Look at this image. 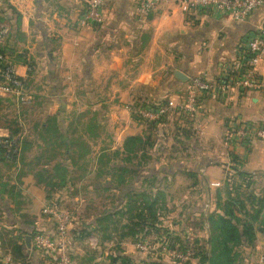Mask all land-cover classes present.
<instances>
[{
	"label": "crops",
	"instance_id": "0c3cea01",
	"mask_svg": "<svg viewBox=\"0 0 264 264\" xmlns=\"http://www.w3.org/2000/svg\"><path fill=\"white\" fill-rule=\"evenodd\" d=\"M170 1L144 20L137 16V0H106L105 23L82 27L84 0H0V21L11 30L4 54L34 97L29 107L18 106L13 99H9L13 104L0 100L5 115L17 108L15 120L20 127H27L24 119L30 123L28 150L33 147L22 167L13 168L0 155V209H7L8 217L18 216L12 225L24 238L23 248L13 249L16 242L12 249L0 243V259L48 264L47 255L26 246V237L35 233L56 237L54 221L42 213L52 204L48 193L61 184L74 185L75 192H99L105 183L89 190L74 178L81 161H90L91 176L99 175V162L104 159L109 161L108 173L115 176L121 171L117 175L124 176L129 168L115 165L114 160L124 163L130 158L125 142L146 136L178 146L175 156L163 149L155 154L157 160L173 161L171 169L161 167L155 173L171 180L169 189L174 181L182 183L181 207L188 209L172 222L171 232L189 235L188 241L196 243L194 252L200 247L210 256L219 250L213 249L212 238L221 226L235 225L243 235L241 227L250 225L251 242L228 243L226 251L238 257L236 264H256L264 257V141L253 134L247 140L233 134L238 122L264 125V92L234 90L206 98L199 106L195 129L189 131L158 123L168 131L152 132L131 111L139 105L166 106L178 100L191 78L202 74L214 78L223 68L237 64L242 46L258 36L264 25V6L247 21L235 22L214 11L192 13ZM177 73L188 80L180 81ZM258 75L264 81V59ZM5 121L0 119V137H14ZM47 158L51 161L47 172L37 171ZM131 172H137L133 181L105 185L107 191L123 196L119 209L128 192L143 190L147 173ZM27 200L32 203L26 204ZM100 220L96 217L89 223L91 237L97 240L102 237ZM116 233L109 244L116 238V248L134 258L138 241ZM78 240L74 237L67 244L73 263L83 264L86 257Z\"/></svg>",
	"mask_w": 264,
	"mask_h": 264
},
{
	"label": "rangeland",
	"instance_id": "374dc122",
	"mask_svg": "<svg viewBox=\"0 0 264 264\" xmlns=\"http://www.w3.org/2000/svg\"><path fill=\"white\" fill-rule=\"evenodd\" d=\"M3 99H10V98H3ZM2 100V99H0ZM178 100L174 101L175 103ZM10 104H13L11 100H9ZM18 105V104H17ZM3 110V109H2ZM0 107V119L6 118V126L10 129V131L14 132L15 136L20 135V139L22 141L21 146V155L18 163L11 164L13 168H17L18 165L22 167V165H26V162L28 161V154H31L33 151V147L30 148L29 137H31V134L29 136V133L31 132L32 128L30 127V123L25 122V117H22V120L24 119V124H27V127L22 128L20 127L17 120H15V117L17 115V108L15 111H11L8 113V115H5L4 112H2ZM134 114V113H133ZM136 118L139 121H143L139 119V117L134 114ZM10 116V117H9ZM9 121V123L7 122ZM4 121V120H3ZM197 118L191 123L184 121L183 119L174 120V121H164L161 122L162 124H166L169 127L177 126L179 129H185L189 131L190 128H194L197 125ZM147 126L152 130V132H158L163 131L162 129H167L164 125L158 124V123H150L145 122ZM195 129V128H194ZM39 130V129H38ZM168 131V129H167ZM46 137V135H44ZM138 139L139 142L134 144L132 146V153L129 152L130 158L126 159L124 163H121L120 160L116 161L114 160V163H118V165H124L129 168V171L125 172V175H117L121 171H117V176L113 175L112 173H108V163L109 161L107 159H104L99 162V175H90V169L92 167L90 161H81V168L80 173L77 175H74V178L77 177L82 180V184L86 187H89V190L91 189L92 185H95L96 183H105L102 189L98 191H86V192H78L74 191L72 189H76L74 185H59L60 189L55 190L52 189L48 194L51 198L52 204L48 205L56 210H67L70 211L73 214V220L70 225V228L68 230L66 241H71L74 237H77V239H80L77 241L78 248L82 251L83 255L86 257L83 264H112V259L116 258L119 259V257H123L121 255L122 250L119 248H116L117 245V239H113L109 244L110 234L112 232L117 233H127L129 234L130 228L133 227V222H131L132 217H134L137 212L133 209V206L135 205V201H150L152 198L156 199L158 206L154 210L156 211V217L158 218V226L157 228H152L147 231V233H155V234H147L144 239H146L150 245H151V251H153V255L150 256H144L141 253H139L136 249L134 252L135 256L132 258L129 256L134 264H202L201 259L202 256L196 251L194 252V256L192 259L186 261V262H178L175 259H173L168 254H163L162 249L165 243H168L172 247L175 245H180L178 243V240L183 241L184 247H190L193 249L195 240L188 241L189 235H176L175 233L171 232L170 227L173 221H177V218L180 215H185L187 212L186 207H181V204H183V201L185 199V196L183 193H181L182 183L177 184L176 181L172 184L171 188L169 189L168 184L171 183V180L168 177H161L158 175V173H155L156 170L161 169V167H168L167 169H171V164L173 165V161H162L157 160L155 158V154L158 152L157 150L163 149V151L169 155L172 154L173 156L176 155L178 150L176 149L178 146L172 143L166 142L165 144H161L162 142H159L157 139L152 137V139L148 136L144 139L134 138ZM164 145L163 148L161 146ZM177 150V151H176ZM38 151V150H37ZM42 149H40V152ZM128 154V155H129ZM50 158H52L50 156ZM50 158H47L46 161H44L40 168H37V171L40 172H47V168H45L47 165L50 166ZM74 161H72V165H74ZM171 163V164H170ZM10 165V168H11ZM76 166V165H75ZM230 164L227 165V169H230ZM12 168V170H13ZM45 169V170H43ZM140 170L142 173H147L146 180L142 183L143 190L139 191H132L128 192L127 195L124 197L123 203L120 204L119 207V198L123 197L121 193H112L107 191L105 189V185L109 184H120L122 183V180L129 179L128 181H133V178H135V174L131 172V170ZM11 171V170H9ZM87 172V173H86ZM9 173V172H8ZM124 173V172H123ZM153 176H150L154 174ZM71 176V175H70ZM73 177V176H72ZM71 177V178H72ZM66 182L67 176H65ZM64 178V181H65ZM131 179V180H130ZM63 181V182H64ZM71 181V179H70ZM77 182L75 183V185ZM51 185V184H50ZM66 189V191H64ZM9 196V195H8ZM3 197H6V192L3 193ZM50 200V199H49ZM5 202V201H4ZM31 200H27L26 204H31ZM43 211V210H42ZM112 211V212H110ZM7 209L2 208L0 209V219H1V225H0V243H3L6 245V247H9L13 245L14 242H16L15 248L18 246L23 248L24 247V238L23 234L20 233L19 227L17 225H12V222L14 219L18 216L15 214H11L9 217L6 215ZM43 213V212H42ZM110 213L115 214L116 216L113 217ZM147 213V212H146ZM148 215V214H147ZM132 216V217H131ZM99 217L100 220V231L102 237L95 243V246L93 247L91 245V233L92 227L89 225L90 221L92 219ZM176 218V219H175ZM17 220V219H15ZM146 220H148V216L146 217ZM11 222V223H10ZM14 223V222H13ZM136 223V222H134ZM177 223V222H176ZM182 224V220L178 222V228ZM176 226V225H175ZM116 233V234H117ZM34 234V233H33ZM184 234V233H183ZM115 235V234H114ZM154 235V239L151 238V236ZM145 236V235H144ZM159 237L163 239L161 242L159 240ZM19 238V241H17ZM198 244V243H197ZM12 249V246L10 247ZM196 250V249H195ZM71 252L72 249H71ZM13 254V253H12ZM74 254V253H72ZM260 257L258 258V260ZM0 259V263H1ZM48 264H54L52 261H47ZM75 262V259H74ZM123 261L120 259L118 260L117 264H123ZM14 262H12L13 264ZM258 263V262H257ZM256 263V264H257ZM255 264V263H254Z\"/></svg>",
	"mask_w": 264,
	"mask_h": 264
},
{
	"label": "built area",
	"instance_id": "2783aa9c",
	"mask_svg": "<svg viewBox=\"0 0 264 264\" xmlns=\"http://www.w3.org/2000/svg\"><path fill=\"white\" fill-rule=\"evenodd\" d=\"M170 0H137V16L146 19L158 8L169 4ZM106 0H84V14L80 20L82 27L102 26L105 23ZM173 4L192 13L218 12L235 22H245L254 11L264 6V0H173ZM10 27L0 22V99H13L18 106L29 107L34 97L27 92L26 80L18 75L16 65L1 51L6 47L10 37ZM264 59V25L258 36L252 37L242 46L238 53L237 64L225 67L217 77L202 74L189 80L186 90L178 97V101H170L166 106L139 105L131 109L144 122L161 123L181 120L193 122L199 112L203 100L214 95H229L234 90L240 92H264V81L258 75V67ZM233 134L237 138L247 140L252 134L264 141V125H253L238 122ZM0 146L5 150V161L11 164L19 162L21 139L19 137H0ZM43 215L51 218L56 227V237L41 233L32 236V246L37 252L47 255L54 264H74L70 254L66 236L73 220V214L67 210H56L50 206L43 209ZM150 234H155L151 232ZM154 239V235L151 236ZM162 242L163 239L159 237ZM97 238L91 237L94 247ZM136 250L144 256L153 255L151 245L146 239L139 240ZM163 254L170 255L178 262H186L193 258L194 249L171 246L165 243ZM0 264H12L7 257ZM257 264H264L261 257Z\"/></svg>",
	"mask_w": 264,
	"mask_h": 264
},
{
	"label": "trees",
	"instance_id": "16d2710c",
	"mask_svg": "<svg viewBox=\"0 0 264 264\" xmlns=\"http://www.w3.org/2000/svg\"><path fill=\"white\" fill-rule=\"evenodd\" d=\"M1 52L3 54L5 53L3 50ZM13 136L15 137V135ZM138 142H139L138 139H134V138L128 139L125 142L124 151L127 153L129 152L132 153V146ZM0 155L2 159L5 161V150L1 146H0ZM153 175L154 174L150 176ZM157 202L158 201H156L155 198L154 199L152 198L150 201L148 200L147 201L142 200L137 202L135 201L134 202L135 205L133 206V209L137 212V214L134 217L131 216L132 217L131 222H133V227L130 228L129 234L124 233L122 236L123 237L128 236L132 239H135L136 241H139L141 239H144V237H146V233L147 231H149V229L157 228L159 221L158 218L156 217V211L154 210V208L156 209V207L158 206ZM147 216H148V220H146ZM241 228H243L244 230L243 235L235 225L221 226L218 229L219 234H217L212 238V246L214 247L213 249H219V250H213L214 253L210 256H207L204 253V251L200 250V247L196 248L197 252L202 256L201 263L202 264H236L238 257L228 255L226 251V245L228 243H236V244H240V243L242 244L243 242L250 243L251 238L253 237L252 234L253 230L250 225H244ZM111 234H110V238H111ZM181 240H178V243L183 248L184 244L183 241ZM121 255L123 257H119V259L116 258L112 259V264H117L118 260L120 259L123 261L122 262L123 264H134L129 256L123 255L122 253Z\"/></svg>",
	"mask_w": 264,
	"mask_h": 264
},
{
	"label": "water",
	"instance_id": "95a60500",
	"mask_svg": "<svg viewBox=\"0 0 264 264\" xmlns=\"http://www.w3.org/2000/svg\"><path fill=\"white\" fill-rule=\"evenodd\" d=\"M176 77L180 81L186 82L188 80V78L182 73H177ZM26 246H27V248H31V246H32V237L31 236L26 237Z\"/></svg>",
	"mask_w": 264,
	"mask_h": 264
}]
</instances>
